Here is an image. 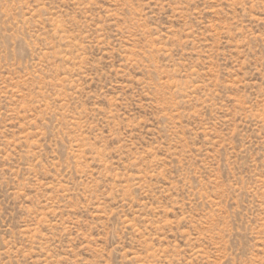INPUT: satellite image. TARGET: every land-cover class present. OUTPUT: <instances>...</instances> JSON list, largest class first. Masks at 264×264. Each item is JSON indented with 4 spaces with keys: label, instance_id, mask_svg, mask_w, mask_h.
<instances>
[{
    "label": "rangeland",
    "instance_id": "rangeland-1",
    "mask_svg": "<svg viewBox=\"0 0 264 264\" xmlns=\"http://www.w3.org/2000/svg\"><path fill=\"white\" fill-rule=\"evenodd\" d=\"M0 264H264V0H0Z\"/></svg>",
    "mask_w": 264,
    "mask_h": 264
}]
</instances>
